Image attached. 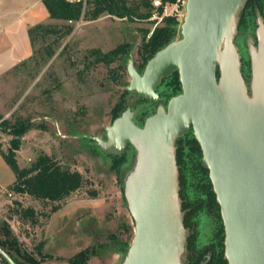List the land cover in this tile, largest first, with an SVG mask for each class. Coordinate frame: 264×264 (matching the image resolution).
Here are the masks:
<instances>
[{"label": "rangeland", "instance_id": "1", "mask_svg": "<svg viewBox=\"0 0 264 264\" xmlns=\"http://www.w3.org/2000/svg\"><path fill=\"white\" fill-rule=\"evenodd\" d=\"M161 2L154 1V14L149 19H122L104 14L94 21L82 19L74 22L73 33L62 41L56 55L46 65L39 67L34 61H29L34 55L32 48V55L24 61L27 62L25 66L21 63L0 77L1 148L7 152L12 139L17 137L22 142L18 152L21 167L32 165L39 154L45 153L64 168L81 172L88 181L62 201V208L55 213L51 212V203L18 194L10 196L8 187H0V222L7 221L22 247L43 260L42 264H68L71 257L92 246L99 249V255L92 257L88 264H123L128 255L132 244L125 253H121L117 244L107 247L102 243H112L110 236L115 233L120 234L126 243L128 236L120 227L125 223L134 224L125 190L136 169L138 152L129 147L120 166L123 174L119 178L115 169L116 155L107 153L91 137L107 140V129L115 121L112 110L125 91L128 92L125 111L130 109L134 112V120H138L139 126L143 127L152 116H143L150 112V104L127 90L132 80L128 68L133 62L137 69L140 62L138 51L145 33L149 32L147 35L151 36L156 28L163 27L164 17L178 18L183 24L187 0L167 4L162 12ZM39 23L56 25L61 30L65 24L48 17L43 0H0V58L16 52L20 56L28 54L31 48L29 29ZM258 28L257 22L253 33L237 31L235 34L234 45L240 57L242 74L248 61L251 65V56L256 51ZM179 39L180 36L176 40ZM127 44L131 48L124 62L118 60L110 67L95 64L86 68L95 59L90 52L99 50L106 54ZM41 46L42 43L37 41L36 48ZM243 77L250 88L252 69L249 80ZM172 98L156 102L155 114L159 107L167 108ZM4 121L11 124L22 122L28 130L19 136L11 134L10 130L4 131ZM0 163H3L0 165L1 183H7L9 176L16 178L1 155ZM90 190H96L98 197L92 198ZM16 200L21 201L24 208H35L38 213L36 225L13 215L11 207ZM180 206L183 208V201ZM212 219V214L205 208L194 219L199 248L213 239ZM188 233L190 236L192 230L188 229L186 235ZM41 243H44L42 256L37 254ZM187 255L185 249L179 257L180 264H187Z\"/></svg>", "mask_w": 264, "mask_h": 264}, {"label": "water", "instance_id": "2", "mask_svg": "<svg viewBox=\"0 0 264 264\" xmlns=\"http://www.w3.org/2000/svg\"><path fill=\"white\" fill-rule=\"evenodd\" d=\"M247 1L187 0L181 39L160 50L143 73L133 62L128 68L132 80L127 90L140 98L158 102L157 88L175 72L182 93L167 108L159 107L143 127L127 109L107 129V140L91 137L116 156L130 146L138 152L125 190L135 236L123 264H180L187 251L176 141L190 129L221 207L225 259L229 264H264L263 19L258 18L250 88L234 45Z\"/></svg>", "mask_w": 264, "mask_h": 264}, {"label": "trees", "instance_id": "3", "mask_svg": "<svg viewBox=\"0 0 264 264\" xmlns=\"http://www.w3.org/2000/svg\"><path fill=\"white\" fill-rule=\"evenodd\" d=\"M155 0H43L49 13V17L54 20L64 21V29L52 24L39 23L29 29V36L34 55L29 61H34L39 67L46 65L57 53V49L62 45V41L70 36L74 31L72 23L80 20L94 21L102 15L107 14L118 18H140L149 19L154 14ZM178 0H162L161 12L165 5H174ZM258 16L264 19V0H248L245 7L239 14L237 31L245 34L253 33L257 28ZM165 25L156 28L151 36L146 32L143 43L139 49L140 62L137 63V70L143 73L148 62L168 44L175 41L181 35L182 22L175 17H164ZM37 41L42 43L40 48H36ZM130 46L120 45L109 53L103 54L99 50L90 52L94 62H90L86 68L95 64H104L107 67L114 62L124 60L130 53ZM27 62H23L25 66ZM123 65H121V69ZM125 69V68H124ZM243 75L247 80L250 78L251 65L248 61L243 68ZM219 76V73H218ZM120 77V76H119ZM116 79V78H115ZM160 101H168L182 93V84L178 72L163 80L157 88ZM125 91L120 102L112 110L113 118L116 120L127 108ZM143 102H148L151 106L150 112L143 114L149 117L155 114L156 102H150L140 98ZM1 119V116H0ZM139 125L138 120H134ZM4 131L10 130L11 134H24L28 127L22 122L11 124L4 121L2 124ZM22 142L16 138L12 139L11 146L6 152L0 146V155L9 165L16 175V180L8 186V193L20 196H28L32 199L53 204L52 213L58 212L61 202L68 199L71 195L79 191L88 182L84 175L77 170L64 168L54 157L45 153L39 154L36 161L28 166L21 167L18 162V152L21 150ZM177 163L180 171V198L183 201V211L185 212V226L192 230L188 238L187 245V264H228L225 259V228L221 217V208L217 202L213 184L210 179L209 170L202 165L203 153L200 144L194 136L193 129H190L183 137L177 139ZM129 149V148H128ZM123 156H116L117 175L120 178L123 174L120 166ZM1 193V192H0ZM92 198L98 197L96 190H90ZM12 213L21 220L29 221L32 225L38 223V213L33 207L24 208L22 202L16 200L13 204ZM207 209L213 216V239L208 245L197 247L196 221L194 220L198 212ZM49 217V215H46ZM123 233L127 234L126 243L121 240L120 234H112V243L118 246V251L125 253L130 247L135 236V225L125 223L120 227ZM119 230V231H120ZM101 245V246H102ZM100 246V245H99ZM44 243L38 247L37 254L43 255ZM0 249L9 256L16 264H42L35 254L25 250L17 235L7 221L0 222ZM99 255V249L88 247L80 251L68 260V264H88L92 257ZM209 257V258H208ZM0 264H10L7 259L0 254ZM43 259V258H42Z\"/></svg>", "mask_w": 264, "mask_h": 264}, {"label": "crops", "instance_id": "4", "mask_svg": "<svg viewBox=\"0 0 264 264\" xmlns=\"http://www.w3.org/2000/svg\"><path fill=\"white\" fill-rule=\"evenodd\" d=\"M47 10V9H46ZM48 13V11H47ZM48 17H49V13H48ZM31 42V41H30ZM30 51L28 54L24 53L23 55H17L18 52H16L15 54L11 55V56H7L6 58H0V77L7 74L8 72L12 71L13 69H15L16 67H18L19 64L23 63L26 59H28L31 55H32V45H30ZM0 165H3V163H0ZM5 174L9 175V172H4ZM11 175V174H10ZM16 180V178H11L9 176V180L7 181V183H1L0 181V187H8L9 185H11L14 181Z\"/></svg>", "mask_w": 264, "mask_h": 264}, {"label": "built area", "instance_id": "5", "mask_svg": "<svg viewBox=\"0 0 264 264\" xmlns=\"http://www.w3.org/2000/svg\"><path fill=\"white\" fill-rule=\"evenodd\" d=\"M9 195H10V196H12V194H11V193H10Z\"/></svg>", "mask_w": 264, "mask_h": 264}]
</instances>
